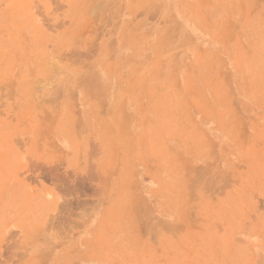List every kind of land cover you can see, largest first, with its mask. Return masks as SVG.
I'll list each match as a JSON object with an SVG mask.
<instances>
[{"label": "rangeland", "instance_id": "rangeland-1", "mask_svg": "<svg viewBox=\"0 0 264 264\" xmlns=\"http://www.w3.org/2000/svg\"><path fill=\"white\" fill-rule=\"evenodd\" d=\"M0 264H264V0H0Z\"/></svg>", "mask_w": 264, "mask_h": 264}]
</instances>
